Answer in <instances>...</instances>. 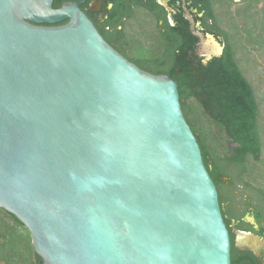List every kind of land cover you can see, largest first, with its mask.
Here are the masks:
<instances>
[{
  "label": "water",
  "instance_id": "95a60500",
  "mask_svg": "<svg viewBox=\"0 0 264 264\" xmlns=\"http://www.w3.org/2000/svg\"><path fill=\"white\" fill-rule=\"evenodd\" d=\"M87 1L0 0V208L39 264H232L178 83L113 48ZM184 10L207 64L223 47Z\"/></svg>",
  "mask_w": 264,
  "mask_h": 264
},
{
  "label": "trees",
  "instance_id": "16d2710c",
  "mask_svg": "<svg viewBox=\"0 0 264 264\" xmlns=\"http://www.w3.org/2000/svg\"><path fill=\"white\" fill-rule=\"evenodd\" d=\"M75 1L79 0H55L54 8ZM104 4L113 5L110 14L118 17L110 25L125 28L119 20L133 14L127 0ZM139 7L143 14H156L154 25L142 30L157 43L145 47L140 35L125 42V28L115 34L119 50L141 69L169 75L178 83L184 115L220 203L234 199L239 189L254 192L264 203V0H189L187 8L200 24L198 30L213 35L223 47V53L207 64L196 54L197 38L182 7L174 26L158 3ZM159 19L164 22L161 28ZM138 44L145 55L131 51ZM0 264H39L28 228L1 208Z\"/></svg>",
  "mask_w": 264,
  "mask_h": 264
},
{
  "label": "flooded vegetation",
  "instance_id": "af4514ba",
  "mask_svg": "<svg viewBox=\"0 0 264 264\" xmlns=\"http://www.w3.org/2000/svg\"><path fill=\"white\" fill-rule=\"evenodd\" d=\"M138 1L140 2L139 4H137ZM153 1L161 6L163 12L166 14V18L173 26L175 25V18L177 17L178 10L182 7L185 16L184 7H187V3L189 2V0H127L128 5H126V7L130 6L128 8L132 9L133 14L131 17H124L119 20L120 23L125 24L127 33L125 42L128 41L129 38L135 39L140 35L138 39L141 40V44L145 47L157 43L156 41L153 42L154 37L152 34L142 30L156 19V14H144L147 19L137 17L138 12L142 11V9H138V7L141 6L139 8H144ZM63 3L65 2H62V5ZM104 3L105 0H88V5L83 11L97 26L105 40L119 53L125 56L119 50L120 44L115 41L116 32H122L125 28L122 24L116 27L110 25L114 19L118 17L115 15L112 18L113 14L110 13L114 10L113 5H105ZM157 23L160 28L164 25L162 19H159ZM129 28L132 29V32L129 31ZM199 28L200 24L196 22L195 31L201 32L198 30ZM190 31L193 34L191 24ZM200 47V42L197 38V55ZM198 56L201 57L200 55ZM126 58L129 59L128 57ZM201 58L202 60L204 59L203 57ZM250 192V190L244 191L243 189H239L236 191V197L234 199H228L224 203H220L222 214L230 233L232 264H264V203L260 201L259 197L254 192Z\"/></svg>",
  "mask_w": 264,
  "mask_h": 264
},
{
  "label": "rangeland",
  "instance_id": "374dc122",
  "mask_svg": "<svg viewBox=\"0 0 264 264\" xmlns=\"http://www.w3.org/2000/svg\"><path fill=\"white\" fill-rule=\"evenodd\" d=\"M137 17H139V18H143V19H147V18L144 16L143 12H138V16H137ZM152 24H153V22H152L150 25H152ZM153 25H154V24H153ZM146 30H148V28H147ZM129 31L132 32V29L129 28ZM138 37H139V36H138ZM141 47H143V46H142L141 44H140V45L138 44L137 48L133 47L131 51H132L133 53L135 52V54H138V55H145L146 51L142 50ZM143 53H144V54H143ZM263 76H264V74H263Z\"/></svg>",
  "mask_w": 264,
  "mask_h": 264
}]
</instances>
